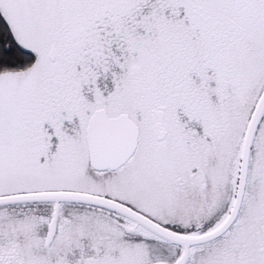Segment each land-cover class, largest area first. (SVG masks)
I'll return each instance as SVG.
<instances>
[{"label": "snow or ice", "instance_id": "6c2138e0", "mask_svg": "<svg viewBox=\"0 0 264 264\" xmlns=\"http://www.w3.org/2000/svg\"><path fill=\"white\" fill-rule=\"evenodd\" d=\"M0 264H264V0H0Z\"/></svg>", "mask_w": 264, "mask_h": 264}]
</instances>
